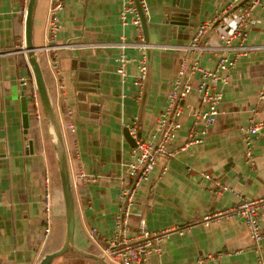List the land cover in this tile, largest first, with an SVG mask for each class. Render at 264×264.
I'll list each match as a JSON object with an SVG mask.
<instances>
[{
  "label": "crops",
  "instance_id": "1",
  "mask_svg": "<svg viewBox=\"0 0 264 264\" xmlns=\"http://www.w3.org/2000/svg\"><path fill=\"white\" fill-rule=\"evenodd\" d=\"M143 1L147 8L149 43L178 45L186 43L196 26L212 17L225 0H195L198 13L194 23L182 28L166 23L171 0ZM63 2L56 41L90 45L56 51L57 75L48 62L52 52L38 50L37 54L38 60L42 58L45 63L51 99L63 110L62 118L56 110L58 122L60 118L61 123L72 121L76 127L74 133L63 132L74 193V234L81 248L75 243L74 246L101 256L95 252L100 250L102 239L114 232L118 182L133 147L126 141L123 130L136 121L140 138H152L156 118L165 107L166 94L183 53L156 47L143 51L148 59V73L138 93L133 76L136 59L141 54L131 46L122 49L118 45L122 40L140 39L139 31L130 21L131 15L126 24L119 18L122 0ZM49 5L50 0H36L32 42L38 48L52 42L46 31ZM26 7L27 0H0V52H15L18 46H24ZM254 16L248 43L264 46V1ZM234 25L233 19H226L216 30L228 35ZM140 34L144 38L142 26ZM206 44L220 45L215 30L208 32ZM121 52L132 59L127 64L125 78L116 72V60ZM198 60L201 65L212 67L216 55L214 51H205L198 55ZM23 78L34 82L26 54L3 55L0 58V264H38L44 255L58 250L65 238L58 166L44 114L40 125L29 115L27 133L22 125ZM196 80L193 79V86L197 85ZM82 81L93 88L87 96L97 99L90 104L97 107L94 110H88L87 105L85 109L78 107L74 92ZM58 84L63 85V98L59 99ZM220 90L222 101L216 123L202 143L185 149L181 146L186 143L188 129L193 124L192 113L199 108L196 91L183 103L178 119L182 129L167 146L168 150H175L174 155L162 159L152 181L138 190L135 210L145 218L147 229L183 230L181 235L172 232L162 244V253L151 255L148 264H257L264 259V239L260 245L254 242L241 219H222L208 226L200 222L204 214L233 206L237 193L247 198L264 196V128L252 137L250 163L246 161L240 132L242 126L264 121V98H260V92L264 91V49L238 58L228 84ZM67 109L73 110L71 118L67 117ZM28 140L32 141V149ZM79 170L94 178L89 181L78 178ZM160 171L164 175L157 181ZM206 174L210 177L206 178ZM46 180L52 204V224L47 237L42 220ZM56 182L59 189L54 186ZM219 184L230 189L220 188ZM260 223L264 231V209L260 212ZM136 225L137 219L131 218L129 231H134ZM92 228H96L93 237ZM83 256L69 253L54 258L51 264H102Z\"/></svg>",
  "mask_w": 264,
  "mask_h": 264
},
{
  "label": "built area",
  "instance_id": "2",
  "mask_svg": "<svg viewBox=\"0 0 264 264\" xmlns=\"http://www.w3.org/2000/svg\"><path fill=\"white\" fill-rule=\"evenodd\" d=\"M264 0H225L222 6L212 17L208 18L193 30L190 39L184 44H158L152 45L146 43L140 34L141 21L137 6L134 0H122L119 18L122 24L127 23L128 15H131V23L139 31V41H125L118 43L120 48L131 46L140 52V57L136 59L133 76V84L138 93H141L143 83L148 73V59L142 52L152 47L160 49H169L183 53L179 61L176 74L173 78L171 87L166 94V104L159 113L154 124L155 134L151 139L136 138V121L129 126L130 134L135 138V145L130 152V158L125 163L123 176L119 180L118 208L115 217L114 232L111 237L103 238L101 241V253L104 258L109 259L114 264H148V258L153 255L162 253V244L172 232L183 234L182 229H164L161 231H150L146 227V220L141 213L135 210V200L138 190L152 181L155 169L162 159H169L174 155V151L167 149L182 129L178 121L182 114L183 103L189 96L196 91L199 100L198 110L192 113L193 124L188 129L187 141L181 146L200 144L203 142L211 126L216 123L220 114L219 106L222 101L221 86L228 84L230 72L235 68L236 61L241 56H245L259 49H264L261 45H252L248 43L249 32L255 21V10L263 3ZM144 14L146 5L143 0H139ZM64 7L63 0H50L47 12L46 31L52 39L50 45L40 48L43 52H52L49 64L57 75L58 55L56 51L61 49H76L90 44L82 42L58 43L57 33L60 31V12ZM226 19H233L235 25L230 34L226 35L216 30L224 24ZM210 30H215L220 45L210 47L206 44L207 34ZM23 46H18L16 51H9L0 55L23 52ZM205 51H214L216 55L215 64L212 67H205L199 63L198 55ZM116 72L122 77H126L127 64L132 61L124 52H121L117 58ZM197 78V85L193 86L192 81ZM21 84L26 87V98L29 115L34 122L40 125L43 120L42 107L36 86L33 83L21 79ZM63 85L58 84V99L63 98L61 95ZM60 95V96H59ZM260 98H264V91L260 92ZM56 110L61 116L63 110L56 104ZM30 109V110H29ZM67 117L71 118L73 110L67 109ZM64 115V114H63ZM59 116V117H60ZM63 116H61L62 118ZM59 125L63 132L74 133L76 127L72 121H64ZM136 120V119H135ZM264 128V121L257 124L250 123L247 126L240 127L242 144L245 152L246 161L250 163L253 158L252 137ZM64 137V135H63ZM155 139V141H153ZM64 139V138H63ZM164 175L160 171L156 180H160ZM209 178V175H205ZM78 178L89 181L94 178L86 174L85 171L79 170ZM93 181V180H92ZM73 185V184H72ZM220 188L230 189L225 185L219 184ZM46 192L43 201V222L44 235L50 233L52 224V204L48 180L45 183ZM236 203L224 210L214 213L204 214L200 222L208 226L209 224L222 219H241L248 230H250L254 242L261 244L264 239V231L260 223V212L264 209V196L247 198L237 193ZM137 219V225L134 231H129L130 219ZM91 236L96 235V228L90 230ZM257 264H264V259H260Z\"/></svg>",
  "mask_w": 264,
  "mask_h": 264
},
{
  "label": "water",
  "instance_id": "3",
  "mask_svg": "<svg viewBox=\"0 0 264 264\" xmlns=\"http://www.w3.org/2000/svg\"><path fill=\"white\" fill-rule=\"evenodd\" d=\"M142 26V31L144 35V41L149 43V32L147 26V20L144 12L140 6L139 0H134ZM36 7V0H27L26 7V15H25V39H24V48L23 52H25L27 57V63L29 64L34 84L36 86L42 112L44 114V118L47 122L50 135L52 138L56 161L58 166L59 180L61 193L64 202V210H65V238L62 246L51 253H48L43 256V258L39 261L38 264H51L54 258L63 255L69 248L75 250L76 252L94 258L95 260L101 262L102 264H108L103 256H97L93 254H89L77 249L74 246V230H75V208H74V193L73 186L70 178L69 164L67 153L65 149V143L62 135V131L58 122V118L56 115V106L51 99L50 93L46 86V81L43 75V71L41 69L37 51L40 48L33 45L32 42V25H33V16ZM198 10L195 3V0H171V6L169 8V14L166 15V23L173 26V28H177L180 26H188L191 23H194L195 16L197 15ZM1 54L5 53L4 51L0 52ZM3 55H0L2 58ZM75 89L74 96L79 102H83L87 105L88 110H94L96 106H90L97 102V99L92 96H87L88 93H92L93 88L85 85L84 81L80 82ZM26 87H22V95L20 98V105L22 111V125L24 128V132L27 133L29 126V113H28V104L27 98L24 91ZM91 90V91H90ZM87 111V110H86ZM84 112V111H83ZM123 135L129 145H135V138L130 134L128 128H124ZM140 133L138 132L136 138H140ZM28 147L32 149V141L28 140Z\"/></svg>",
  "mask_w": 264,
  "mask_h": 264
},
{
  "label": "trees",
  "instance_id": "4",
  "mask_svg": "<svg viewBox=\"0 0 264 264\" xmlns=\"http://www.w3.org/2000/svg\"><path fill=\"white\" fill-rule=\"evenodd\" d=\"M23 10V9H22ZM22 10H20V14L22 15ZM39 62H40V66H41V69H42V71H43V75H44V78H45V81H46V83H47V77H46V72H45V63H44V60L42 59V58H40L39 59ZM20 64H21V62H20ZM23 64V63H22ZM21 64V65H22ZM90 241V240H89ZM74 243H75V245L76 246H78V247H80L81 248V245L77 242V238L75 237V234H74ZM90 243H92L91 241H90ZM69 253H72V254H74L75 256H80V257H85V256H83L82 254H79V253H77V252H75V251H73L71 248H69L63 255H65V254H69ZM96 254H98V255H102V253H101V251L99 250L98 252H95ZM90 260H92L93 262H97V261H95V260H93L92 258H90V257H88ZM106 261H107V263L108 264H114L113 262H111L109 259H107V258H104Z\"/></svg>",
  "mask_w": 264,
  "mask_h": 264
},
{
  "label": "rangeland",
  "instance_id": "5",
  "mask_svg": "<svg viewBox=\"0 0 264 264\" xmlns=\"http://www.w3.org/2000/svg\"><path fill=\"white\" fill-rule=\"evenodd\" d=\"M78 107H79V108H83V109H85V108H86V104L83 103V102H78ZM54 186H55L57 189L60 188V187L58 186V183H57V182L54 183ZM53 199H54V198H53Z\"/></svg>",
  "mask_w": 264,
  "mask_h": 264
},
{
  "label": "clouds",
  "instance_id": "6",
  "mask_svg": "<svg viewBox=\"0 0 264 264\" xmlns=\"http://www.w3.org/2000/svg\"><path fill=\"white\" fill-rule=\"evenodd\" d=\"M102 256V255H101Z\"/></svg>",
  "mask_w": 264,
  "mask_h": 264
}]
</instances>
